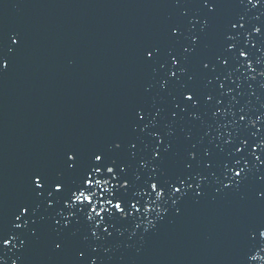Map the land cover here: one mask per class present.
Here are the masks:
<instances>
[{"label":"water","instance_id":"95a60500","mask_svg":"<svg viewBox=\"0 0 264 264\" xmlns=\"http://www.w3.org/2000/svg\"><path fill=\"white\" fill-rule=\"evenodd\" d=\"M216 4L209 13L201 0H0V34L16 32L22 39L10 66L0 72V225L8 224L16 205L29 197L30 173L51 167L67 144L90 147L116 137L134 138L132 116L138 106L156 104L167 115L169 98L159 94V73L142 58L146 46L159 45L164 58L169 48L180 49L193 34L200 36L188 68L191 83L203 88L206 74L200 61H214L224 52L229 32L237 47L243 46L242 31L232 30L231 23L242 16L246 29L264 24V3ZM205 18L208 27L201 33ZM172 26L180 28L179 38L169 37ZM251 39L259 72L264 69V32ZM262 84L264 77H241L239 98L253 118L264 112ZM171 127L173 150L164 165L169 174L185 171L186 132L192 143L216 151L215 124L206 107H201L199 120L185 117ZM207 128L213 131L204 136ZM254 130L230 129L233 136ZM245 155L249 169L239 185L224 189L220 170L213 174L194 165L206 177L202 195L190 190L175 205L161 201L162 212L152 213L151 224L137 217L118 223L120 231L108 240L88 241L82 239L84 229L76 226L79 231L55 252L51 241L57 233L41 222L39 238L23 232L26 244L21 248L17 241V249L3 253L5 264L11 259L17 264H81L77 249L95 255L97 264H264V241L249 237L264 224V197L259 195L264 192V166ZM252 254L258 258L250 260Z\"/></svg>","mask_w":264,"mask_h":264},{"label":"snow or ice","instance_id":"6c2138e0","mask_svg":"<svg viewBox=\"0 0 264 264\" xmlns=\"http://www.w3.org/2000/svg\"><path fill=\"white\" fill-rule=\"evenodd\" d=\"M201 3L209 13L217 6L216 0H201ZM247 3L256 7L264 0H247ZM207 27L208 19L205 18L200 21V32ZM230 28L242 31L243 46L237 47L236 37L229 32L224 52L216 55L214 61H200V70L206 74L203 88L191 83L193 75L188 68L200 36L193 34L180 49L169 48L164 58L157 44L143 49L144 62L159 73V94L169 98L167 115H163L164 110L156 104L138 106L132 116V127L137 133L134 138L116 137L105 145L90 147L70 143L64 146L51 167L33 170L28 177L29 197L16 205L8 224L0 225V264H5L3 253L17 249V241L21 248L26 244L23 232L33 239L39 238L38 224L41 222L57 233V238L51 241L55 252L62 251L67 237L79 231L76 226L84 229L82 239L88 241L108 240L120 231L118 223L134 221L137 217H143L145 224H151L152 213L159 216L162 212L161 201L171 200L175 205L190 190L197 197L202 195L206 177L196 171L194 165L213 174L220 170L224 177L220 184L224 189L244 181L249 169L245 154L253 158L254 164L264 166V112L253 118L239 98L241 77L252 81L257 75L264 77V69L257 72L254 67L252 49L256 44L251 39L252 34L264 32V24H254L246 29L241 16ZM181 35L178 26L170 28V38ZM21 45L18 33L0 34V72L10 66L13 54ZM146 90L150 91L151 86ZM202 106L206 107L215 124L216 151L192 143L191 133L186 132L189 147L185 171L169 174L164 165L173 150L171 125L185 117L199 120ZM240 127L255 130L247 136H233L230 129ZM212 131L207 128L203 135L209 136ZM219 154L222 158L218 159ZM225 180L229 182L225 183ZM259 195L264 197V192ZM135 227L139 228L140 224ZM249 237L264 241V224L250 231ZM260 250L264 251V248ZM92 251L96 249L93 247ZM76 256L81 264H97V257L87 255L85 250L77 249ZM257 258L254 254L249 256L250 260ZM10 264H17V259H11Z\"/></svg>","mask_w":264,"mask_h":264},{"label":"clouds","instance_id":"9594fccd","mask_svg":"<svg viewBox=\"0 0 264 264\" xmlns=\"http://www.w3.org/2000/svg\"><path fill=\"white\" fill-rule=\"evenodd\" d=\"M254 255H257V254H254Z\"/></svg>","mask_w":264,"mask_h":264}]
</instances>
